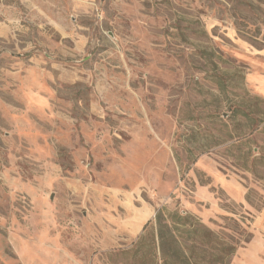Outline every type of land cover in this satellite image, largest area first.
I'll list each match as a JSON object with an SVG mask.
<instances>
[{
  "label": "rangeland",
  "instance_id": "1",
  "mask_svg": "<svg viewBox=\"0 0 264 264\" xmlns=\"http://www.w3.org/2000/svg\"><path fill=\"white\" fill-rule=\"evenodd\" d=\"M162 208L264 264V0H0V264H131Z\"/></svg>",
  "mask_w": 264,
  "mask_h": 264
},
{
  "label": "trees",
  "instance_id": "2",
  "mask_svg": "<svg viewBox=\"0 0 264 264\" xmlns=\"http://www.w3.org/2000/svg\"><path fill=\"white\" fill-rule=\"evenodd\" d=\"M241 114L244 117L235 107L231 115L235 119ZM225 221H232V226L218 232L191 214L162 208L121 254L131 264H231L238 247L249 242L250 234L235 220L226 218Z\"/></svg>",
  "mask_w": 264,
  "mask_h": 264
}]
</instances>
